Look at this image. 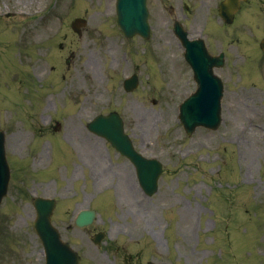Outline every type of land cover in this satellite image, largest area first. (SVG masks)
Listing matches in <instances>:
<instances>
[{
  "label": "rangeland",
  "instance_id": "1",
  "mask_svg": "<svg viewBox=\"0 0 264 264\" xmlns=\"http://www.w3.org/2000/svg\"><path fill=\"white\" fill-rule=\"evenodd\" d=\"M114 4V0H0V129L6 133L8 161L12 168H23L17 160L29 158L28 171L33 179L40 180L43 162L38 166L31 148L44 133H51L47 129L54 128L72 145L74 159L58 136H44L41 144L47 145V167L41 170L42 181L57 186L60 172L71 174L74 168L71 188L76 191L73 193L70 183L62 180L68 186L59 196L53 195L51 185L36 184H31L25 194L24 188L11 181L0 207V264L44 263L41 244L31 227L34 213L29 201L42 194L58 196L53 224L62 240L82 256L83 264H214L217 251L222 257L220 249L224 256L230 253L224 258L225 264H264V257H259V251L264 255V92L260 90L264 86L258 81L259 89H235L234 94H226L219 129H199L187 137L177 120V106L186 92L176 83L174 88L163 85V70H157L150 56L142 54L146 47L126 46L124 54L130 53L132 60L123 54L126 43L114 24ZM81 16L87 26L78 37L68 25ZM102 32L116 36L105 38ZM158 48L161 54L155 51V55L160 61L169 51L164 52L165 42ZM74 52L76 58L69 63ZM55 54L63 61L67 56V74L74 76L72 83L69 78L66 81L65 90L82 100L87 97L81 113L84 117L105 106L94 91H110L104 74L109 77L115 61H119L121 71L117 72L122 76L134 71L133 60L139 64L142 96L138 91L126 96L120 91L116 96L108 92L111 100L105 111H118L137 149L162 163L164 173L153 197L139 193L134 204L127 187L105 190L106 170L131 167L112 150L104 152V142L90 136L76 119L53 124L54 109H47L36 123L27 125V118L39 114L62 88L65 66ZM88 56L99 66L101 83L83 66ZM42 60L49 62L50 71L38 78V69L41 71L42 65L46 69ZM244 72L252 74L250 69ZM164 77L169 86L170 77ZM110 83L119 89L121 76L113 74ZM253 84L257 85L256 79ZM152 100H156L155 105ZM78 105L76 101L77 109ZM90 168L103 170L101 177L106 183L92 186L91 179L83 187L81 172L87 175ZM28 182L29 177L22 184ZM87 206L95 208L100 217L94 226L76 229L73 215ZM98 230L107 233L100 247L91 243L92 234ZM235 255L245 262L230 258Z\"/></svg>",
  "mask_w": 264,
  "mask_h": 264
},
{
  "label": "flooded vegetation",
  "instance_id": "2",
  "mask_svg": "<svg viewBox=\"0 0 264 264\" xmlns=\"http://www.w3.org/2000/svg\"><path fill=\"white\" fill-rule=\"evenodd\" d=\"M176 0H150L151 7L156 10L164 8L166 3ZM222 0H185L175 12L183 21L188 36H199L206 51L217 59L221 55L222 66L214 68L215 75L231 77L236 71L237 57L240 51L239 37L253 25L255 0L240 2V9L234 13L230 23L224 22L218 13ZM264 5L258 0L257 6ZM253 50V47H250ZM187 72H189L186 69ZM190 73V72H189Z\"/></svg>",
  "mask_w": 264,
  "mask_h": 264
},
{
  "label": "water",
  "instance_id": "3",
  "mask_svg": "<svg viewBox=\"0 0 264 264\" xmlns=\"http://www.w3.org/2000/svg\"><path fill=\"white\" fill-rule=\"evenodd\" d=\"M125 7H130L129 1L124 0L123 2ZM138 15L139 13L135 9H131L129 11L125 12V15L120 17V14H118V22L120 24V27L124 33L127 35H131L135 32H140L139 24H138ZM143 23H145V13L143 18ZM79 24L78 21H76L75 27ZM129 27V30L127 29ZM144 31V30H143ZM113 118V116H110L109 119H99L94 124L90 125V129H92L97 134L105 137L109 140V142L122 154L126 155L129 159L133 161V163L136 165L138 172L143 173L147 175V163L144 162L139 156L136 155V153L133 151L130 142L128 141L127 137L124 136L121 130V126L119 121L116 122ZM112 128V129H110ZM2 153V152H1ZM2 164L3 169L2 171L6 174L5 178L3 176V181L1 183L0 188V198L4 195L6 190V183H7V165L4 161V157L2 155ZM35 208L37 212V218L36 222L34 223V227L41 238V240L44 242L45 251H47V248L51 252V261L49 264H63V260L61 256L59 257L56 250V247L61 248L64 250L68 255V261L69 264H78V259L75 257V255L68 250L66 245L61 244V242L58 239L57 233L52 229L49 223V216L51 214V211L53 209V203L52 202H43L39 201L35 203ZM87 215L85 216V218ZM54 238V241H53ZM58 250V249H57ZM60 251V250H59Z\"/></svg>",
  "mask_w": 264,
  "mask_h": 264
}]
</instances>
